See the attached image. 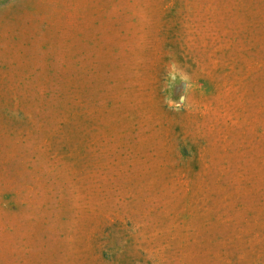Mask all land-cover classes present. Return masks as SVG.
Returning <instances> with one entry per match:
<instances>
[{"label": "rangeland", "instance_id": "obj_1", "mask_svg": "<svg viewBox=\"0 0 264 264\" xmlns=\"http://www.w3.org/2000/svg\"><path fill=\"white\" fill-rule=\"evenodd\" d=\"M0 264H264V0H0Z\"/></svg>", "mask_w": 264, "mask_h": 264}]
</instances>
